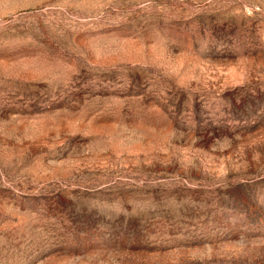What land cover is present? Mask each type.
Returning a JSON list of instances; mask_svg holds the SVG:
<instances>
[{
    "label": "rangeland",
    "instance_id": "374dc122",
    "mask_svg": "<svg viewBox=\"0 0 264 264\" xmlns=\"http://www.w3.org/2000/svg\"><path fill=\"white\" fill-rule=\"evenodd\" d=\"M0 264H264V0H0Z\"/></svg>",
    "mask_w": 264,
    "mask_h": 264
}]
</instances>
